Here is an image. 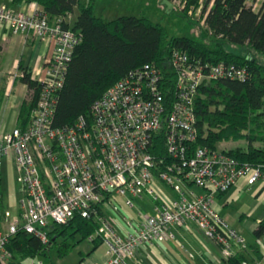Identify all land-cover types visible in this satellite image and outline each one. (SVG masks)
I'll list each match as a JSON object with an SVG mask.
<instances>
[{
  "label": "built area",
  "instance_id": "obj_1",
  "mask_svg": "<svg viewBox=\"0 0 264 264\" xmlns=\"http://www.w3.org/2000/svg\"><path fill=\"white\" fill-rule=\"evenodd\" d=\"M69 18L66 13L49 24L39 8L25 12L0 4V26L52 44L43 65L28 72L37 88L30 92L35 98L25 124L0 132V158L12 162L19 186L16 216L8 220L4 210L0 220V264H21L5 247L17 230L45 243L49 225L73 215L94 223L86 238L105 243V264H128L139 245L173 239L169 226L186 220L217 245L223 259L242 250L244 238L213 209V195L240 177L247 185L264 182V171L259 164L197 142L194 98L203 80H243L245 69L207 64L172 50L167 61L174 78L172 95L162 86L161 70L143 64L95 98L88 119L79 115L70 125L53 126L55 94L80 40L62 27ZM143 196L150 200V213L139 219L122 216L126 230L120 234L111 213ZM39 263L33 258L28 262Z\"/></svg>",
  "mask_w": 264,
  "mask_h": 264
},
{
  "label": "trees",
  "instance_id": "obj_2",
  "mask_svg": "<svg viewBox=\"0 0 264 264\" xmlns=\"http://www.w3.org/2000/svg\"><path fill=\"white\" fill-rule=\"evenodd\" d=\"M27 1L38 5L49 24L70 13L62 27L80 36L55 94L53 126L70 125L79 115L88 119L90 103L128 70L143 64L161 70L162 86L169 87L172 95L174 78L167 61L170 51L180 50L207 64L223 62L245 69L243 80L205 79L199 84L194 98L197 142L215 148L218 142L244 140V147L222 149L239 161L259 164L264 170V63L254 57V54L264 56V0L256 10L252 7L256 0H178L183 16L198 11L199 21L195 26L201 29L200 38L169 35L159 23H152L142 15L104 19L93 13L94 0ZM19 80L35 92L37 83L30 79L28 72L23 71ZM34 96L22 101L18 126L25 124ZM3 210L0 190V220ZM49 226L45 243L20 230L9 236L5 247L11 258L20 263L24 258L46 255L52 245H55L57 256H62L95 227L90 219L77 215ZM262 231L264 222L258 224L253 234L259 237ZM75 232L79 238L68 241ZM100 242L98 238L92 239L90 250ZM241 261L240 254L232 253L225 264H241Z\"/></svg>",
  "mask_w": 264,
  "mask_h": 264
},
{
  "label": "crops",
  "instance_id": "obj_3",
  "mask_svg": "<svg viewBox=\"0 0 264 264\" xmlns=\"http://www.w3.org/2000/svg\"><path fill=\"white\" fill-rule=\"evenodd\" d=\"M0 4L25 12L39 8L36 3L27 0H0ZM51 49L52 44L48 40H39L28 32L12 31L7 26H0V132L18 126L20 105L24 99H30L31 90L19 80L20 75L23 71H33L43 65ZM193 191L199 192L197 188H193ZM212 207L244 238V248L235 249L234 253L240 254L245 261H264V231L259 237L253 234L258 224L264 222L263 180L258 179L247 185L243 177L238 178L226 191L214 193ZM169 231L173 239L154 242L152 246L139 245L135 257L127 259V263L225 264L227 259L221 257L217 245L203 236L193 222L186 220L181 225H170ZM86 255L75 264L82 259L88 260V264H105L107 257V254L96 255L93 249H89ZM28 262L20 261L21 264Z\"/></svg>",
  "mask_w": 264,
  "mask_h": 264
},
{
  "label": "rangeland",
  "instance_id": "obj_4",
  "mask_svg": "<svg viewBox=\"0 0 264 264\" xmlns=\"http://www.w3.org/2000/svg\"><path fill=\"white\" fill-rule=\"evenodd\" d=\"M86 2V0H81ZM261 0H256L253 3V10L258 8ZM180 2L178 0H94L93 13L100 15L104 19H111L119 15H134L145 16L152 23H159L167 31L169 35H188L200 38L201 29H197L195 23L199 21L198 11L187 12L183 16L180 12ZM202 26L201 22L198 23ZM229 48V47H228ZM254 57L264 63V56L254 54ZM257 145L258 143H253ZM217 148H232L235 146H245L244 140L238 141H222L215 145ZM0 190L3 193V207L7 212L6 219L10 220L17 214V199L19 197V186L15 182V169L12 162L7 156L0 158ZM150 200L148 197L134 198L133 205L128 207L123 203L119 207L118 212H113L114 226L117 231L122 234L126 227L121 220L122 216L131 219H139L149 214L151 211ZM139 212V214H138ZM60 237L57 238L59 240ZM79 238L75 232L73 237L68 238V241H73ZM91 248V241L83 238L73 243L66 254L57 256L55 245H52L46 255H37L33 259L39 261V264H75L80 257L83 259L87 256L86 253ZM96 255L106 254L107 247L105 243L100 242L93 249ZM32 258H24L23 263H27ZM78 264H88L86 259ZM30 262V261H29Z\"/></svg>",
  "mask_w": 264,
  "mask_h": 264
}]
</instances>
